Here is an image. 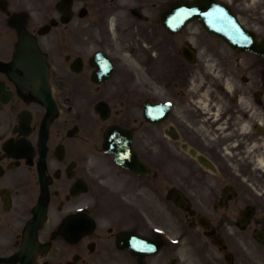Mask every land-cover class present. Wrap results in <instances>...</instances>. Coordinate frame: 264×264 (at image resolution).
Segmentation results:
<instances>
[{"label":"flooded vegetation","instance_id":"af4514ba","mask_svg":"<svg viewBox=\"0 0 264 264\" xmlns=\"http://www.w3.org/2000/svg\"><path fill=\"white\" fill-rule=\"evenodd\" d=\"M58 1L0 0V264H173L166 240L124 249L154 227L186 228L196 264H264V58L198 22L168 31L167 0H138L141 17L135 0H74L77 25ZM222 1L264 38V0ZM23 27L47 55L50 105L15 58ZM109 126L143 175L104 152Z\"/></svg>","mask_w":264,"mask_h":264}]
</instances>
